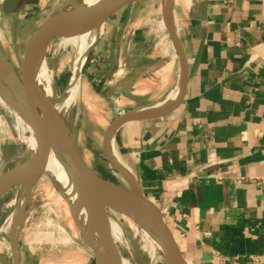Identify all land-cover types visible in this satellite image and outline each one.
I'll return each mask as SVG.
<instances>
[{
  "label": "crops",
  "instance_id": "1",
  "mask_svg": "<svg viewBox=\"0 0 264 264\" xmlns=\"http://www.w3.org/2000/svg\"><path fill=\"white\" fill-rule=\"evenodd\" d=\"M188 3L174 8L189 63L204 43L184 96L123 125L115 151L193 264H264V0H207L205 20L198 0ZM167 54L164 67L153 54L135 58L136 89L122 111L174 94L178 61Z\"/></svg>",
  "mask_w": 264,
  "mask_h": 264
},
{
  "label": "rangeland",
  "instance_id": "2",
  "mask_svg": "<svg viewBox=\"0 0 264 264\" xmlns=\"http://www.w3.org/2000/svg\"><path fill=\"white\" fill-rule=\"evenodd\" d=\"M59 1L61 0L30 2L17 15H3L0 11V50L13 66H18L20 51L28 36L37 29L48 8ZM134 6L133 15L121 35L116 71L113 70L116 61V28L123 17L124 7L107 20L101 39L85 61L81 70L78 97L69 108L68 119L79 151L87 163L102 176L120 184L122 181L119 175L108 166L101 147L103 131L111 117L128 107V102L133 100L136 89L133 73L135 58L143 52L153 54L165 60L162 64L164 67L170 54L163 55V52L174 53L165 26L159 25V20L162 19L160 0H135ZM58 44L59 38H55L46 54V62L53 68V86L57 96L68 79L74 56L72 47L61 48ZM65 57L69 58L67 63L60 65L56 72L58 59ZM160 74V87L166 88L168 82L161 80ZM32 78L39 84L37 73ZM30 92L38 104L33 84ZM8 114L0 106V117L3 119V123L0 122V169L2 167L5 173L14 168L22 151L19 148L20 141L14 138L13 133L16 132L19 138H23L25 144L29 136L26 133L29 132L28 128L22 132L15 130V122ZM13 187L17 189L18 186ZM14 193L15 190H12L0 199V224L5 223L13 208L9 202L14 198ZM61 201L50 179L42 175L27 204L19 230L21 264H94L92 252L82 239L76 218ZM119 222L126 232L129 244V249L124 250V254L133 253V231L128 229L122 218ZM7 243V233L0 232V264H7L5 255L2 254ZM161 263L164 264L163 261L156 264Z\"/></svg>",
  "mask_w": 264,
  "mask_h": 264
},
{
  "label": "water",
  "instance_id": "3",
  "mask_svg": "<svg viewBox=\"0 0 264 264\" xmlns=\"http://www.w3.org/2000/svg\"><path fill=\"white\" fill-rule=\"evenodd\" d=\"M134 1L135 0H116L105 10L89 18L85 24L73 26L72 24H65V18L58 12L60 7H65L64 4L69 2V0H61L48 8L37 29L26 39L20 51V61L17 67L13 66L6 55L0 50V82L2 94L8 101L22 109L30 117L31 123L29 127L31 128V132L26 133L32 134L34 138V144L27 146L29 176L21 193H18V190L13 186L2 182V176L10 174L17 169L18 161L14 168L6 173L3 172L2 167L0 169V196L15 190V202L12 204L13 208L9 213V215L12 216L11 227L7 232L11 252L9 255L7 253L4 254L7 264H21L19 230L23 222L27 204L42 175H46L55 185L57 191L67 202L69 208L77 218L82 239L92 252L94 264H107L101 259V252L103 250L110 251L111 246L109 242H103L99 238L98 231L94 228L89 214L87 201L90 203L102 204L108 209L112 208L118 213L126 215L137 226L155 234L163 250L164 264H187L188 259L179 250L166 224L163 212L144 194L141 184L133 171L126 170L117 162L112 150L116 132L123 125L133 121L159 117L175 108L182 100L187 83L199 63L204 39L202 36L200 37L193 60L189 63L185 47L172 24L169 0H160V7L161 17L165 23V30L178 61L180 79L176 91L163 106L157 109L153 110L150 108L153 104H149L121 111L106 125L101 137V147L108 166L119 175L122 184L106 178L95 171L85 161L75 143L74 134L66 122V109L62 108V96L65 95L71 83V68L68 79L61 89L59 97L54 102L47 105L33 104L26 98L25 83L31 74L39 67L40 62L46 59L47 50L55 38H59L61 33L67 30L87 26L101 17L105 19V31V24L110 16L124 7L123 17L116 28V61L113 65V70L116 71L119 62L121 35L133 15L135 7ZM30 2L35 3L36 0H1L0 11L3 15H17L23 11ZM206 7L207 0H198V15L201 20H205L206 18ZM103 33L94 39L88 50H86L83 61L79 67L80 74L89 53L99 42ZM45 36L47 37L46 40L41 42ZM39 42H41V44H39ZM54 125L59 126L62 132L71 140L76 155L74 164L67 162L55 145L51 135V128ZM49 150H53L58 154L63 168L75 187L74 197L70 199L63 194L60 185L54 181V178L44 168L45 156ZM19 200L21 201L20 204ZM108 264L120 263L115 259L111 260Z\"/></svg>",
  "mask_w": 264,
  "mask_h": 264
},
{
  "label": "bare ground",
  "instance_id": "4",
  "mask_svg": "<svg viewBox=\"0 0 264 264\" xmlns=\"http://www.w3.org/2000/svg\"><path fill=\"white\" fill-rule=\"evenodd\" d=\"M114 1L115 0H69L68 3L64 4L65 7L59 8L58 12L62 17L65 18V24L80 26L85 24L89 20V18H91L95 14L108 8L111 4H113ZM188 1L189 0H169L171 20L176 33L178 32V26L181 20L179 18V15L177 14L176 9L174 8V4H179L181 2L187 4ZM160 11H161V7H160ZM104 23H105V19L104 17H101L87 26H82L67 30L61 33L59 37V44H58L59 47L65 48L67 46H70L73 48V53H74L73 61L71 64V70H72L71 83L68 86L65 95L62 96L63 99L62 108L66 109L65 118L71 131L72 128L70 126L72 125H70L68 120L70 113L69 108L71 104L77 99L80 89L81 74L79 71V67L83 61V56L86 50H88L91 42L97 37H99L100 34L102 33L104 28ZM159 25L162 27L165 26L163 19L159 20ZM46 38L47 37L45 36L44 39L41 40V42L46 40ZM41 42H39V44H41ZM171 49L172 51H174L173 46ZM172 56L176 58L175 51ZM68 59H69L68 57L58 59L56 72L59 71L60 65H64L67 63ZM36 73L39 78V84L37 83L36 79L32 78L33 75H35ZM31 84L34 85L35 90L37 92L38 104L47 105L54 102L59 97L57 96L53 86L52 65L49 66L46 62V59L40 62L39 67L31 74V76L27 79L25 83V93L27 100L30 103L36 104L35 98L33 97L32 92H30ZM172 96H170V98ZM170 98H167L166 100L160 101L158 103H154L150 108H152L153 110L157 109L163 106ZM0 106L3 107L9 113L8 115H10L14 120L15 122L14 126L17 132H22L26 130V128H28L29 132H31V128L29 127L31 123L30 117L22 109L16 107L14 104L8 101L7 98L2 94L1 82H0ZM2 120L3 119H1L0 117V122H2ZM51 135L62 157L67 162L74 164L76 160L75 157L76 155L74 152L73 144L71 143L69 137L66 136L62 132L61 128L57 125H54L51 128ZM13 136L15 139L20 141L19 148H21L22 151L17 157L18 159L17 169H15L10 174L2 176V182L4 184H8L11 186H18L17 187L18 193H21L25 187V184L29 176L27 146L28 145L31 146L34 144V138L32 134H29L25 144L23 138H19L16 132L13 133ZM75 143L77 145L76 140ZM24 144L25 146L23 149ZM112 150H113V155L117 160V162L126 170L131 171L125 164L121 162L118 155L116 154L115 151L116 148L114 146V142L112 144ZM44 168L54 178V181H56V183L60 185V189L64 195L69 197V199L74 197L75 187L71 183L67 172L63 168L59 160L58 154L53 150H49V152L45 156ZM58 194L60 196V199L62 200L61 202L65 204L69 212H71L74 215V213L69 208L67 202L63 199L61 194L59 192ZM1 198L2 196H0V199ZM14 202H15V198H13L11 202H9V204H13ZM20 203L21 201L19 200V204ZM87 207L94 228L97 229L98 231L99 238L103 242L110 243L111 250L110 251L103 250L101 252V259L104 260L107 264L111 260H115V259H117L120 264H156L158 261H163V250L160 241L155 234L150 233L144 228L137 226L126 215L122 213H118L116 210H113L112 208L108 209L102 204H97V203L95 204L87 201ZM11 218L12 216L8 215L5 223L0 224V232L7 233L9 231L11 227ZM120 218L126 221L128 225L126 226L128 227V229L130 231H133L132 234L133 239L131 243L133 247V253L128 252L126 255L124 254V250L129 249V244L127 241L126 232L122 227L121 223L119 222ZM76 222L79 228V223L77 218H76ZM4 247H5V252L3 251L2 254L4 255L5 253H7L9 255L11 252L9 243H7L6 246ZM187 264H193V263L190 260H187Z\"/></svg>",
  "mask_w": 264,
  "mask_h": 264
}]
</instances>
